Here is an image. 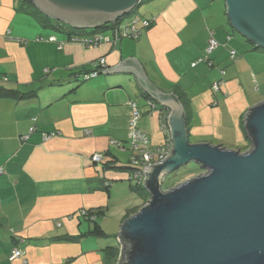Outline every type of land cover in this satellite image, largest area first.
Instances as JSON below:
<instances>
[{"label": "crops", "instance_id": "crops-1", "mask_svg": "<svg viewBox=\"0 0 264 264\" xmlns=\"http://www.w3.org/2000/svg\"><path fill=\"white\" fill-rule=\"evenodd\" d=\"M146 1L144 12L120 24L136 22L139 35L116 39L110 25L67 33L24 0H0V88L13 92L0 97V264L111 261L107 232L147 201L132 177L129 134L130 102L140 109L147 94L134 71L102 72L128 57L160 89L180 96L192 142L242 151L250 145L243 120L264 100V49L231 28L224 0ZM98 33L103 39L94 45L72 38ZM211 36L218 46L209 52ZM151 113L142 111L139 127L156 147L166 136ZM120 191L141 198L121 216L112 214ZM82 209L96 217L77 214ZM97 223L104 235L94 233ZM16 247L24 255L12 261Z\"/></svg>", "mask_w": 264, "mask_h": 264}, {"label": "water", "instance_id": "water-1", "mask_svg": "<svg viewBox=\"0 0 264 264\" xmlns=\"http://www.w3.org/2000/svg\"><path fill=\"white\" fill-rule=\"evenodd\" d=\"M32 2L52 19L91 30L132 15L143 0ZM224 2L231 28L264 49V0ZM116 70L134 71L147 94L146 104L167 111L173 144L164 161L145 168L142 188L149 199L121 224L123 258L117 264H264V100L245 114L247 150L192 142L178 94L160 89L136 58L102 72ZM190 162L202 172L163 189L166 177Z\"/></svg>", "mask_w": 264, "mask_h": 264}, {"label": "built area", "instance_id": "built-area-1", "mask_svg": "<svg viewBox=\"0 0 264 264\" xmlns=\"http://www.w3.org/2000/svg\"><path fill=\"white\" fill-rule=\"evenodd\" d=\"M132 15H134V14H132ZM126 17H129V18H126ZM126 17H124L123 19H120L117 22H114L111 24V26L113 27V31L115 32L116 39L119 37H125V36L137 37L139 35L140 31L137 28L136 22L127 23L123 26L120 25L123 22V20H130L131 15L126 16ZM150 25H151L150 20L145 19L143 21V26L147 27ZM72 38H74V40H76V41L84 42L87 45H94V44H96V42L103 39V36H102V34L98 33L92 37L74 36ZM50 39L56 40V37L51 36ZM217 46H218V41L213 36H211V38L209 39L208 51L210 52L211 50H213ZM101 64L102 65L106 64L105 58L101 59ZM96 74H97V72H94L91 75L94 76ZM4 80H7V79L4 78ZM220 89H221V81L214 82L213 86H212V90L214 92H217ZM130 105H131V117L129 120V129H130L129 134H130V141H131V149L134 152H136V155H133V157H132L133 158L132 162H133L134 167H135L132 177L138 185L142 186L144 183V180L146 178L145 168L151 164H158V163L164 161L171 154L173 144H172V141L170 140L169 127H168L167 119H166L167 111L165 109H162L159 111L160 127H161L162 132L166 136L165 143L160 145V146L150 147L147 133H145L139 127V121H140L142 113H141L140 109L138 108L135 101H131ZM94 160L100 161V160H102V156L101 155H95ZM1 172L2 171L0 169V173ZM77 214L84 215L88 218H95L96 217V215L94 214L93 211H89L86 209L80 210V212H77ZM23 255H24V250L16 247L12 251L9 259L13 261L17 258L22 257ZM121 258H122V255L120 254L119 260L117 259L116 264H117V262L122 260Z\"/></svg>", "mask_w": 264, "mask_h": 264}, {"label": "rangeland", "instance_id": "rangeland-1", "mask_svg": "<svg viewBox=\"0 0 264 264\" xmlns=\"http://www.w3.org/2000/svg\"><path fill=\"white\" fill-rule=\"evenodd\" d=\"M147 1L146 0H144L137 8H136V12H138V13H140V12H144L145 11V9H146V6H147V3H146ZM26 7H27V9H29V7L33 10V12L34 13H37L38 14V11H37V9H35V8H33V7H31L30 5H29V3L28 4H26ZM39 15V14H38ZM142 16V15H141ZM126 18H129V17H126ZM140 100V99H139ZM139 104L141 105V113H142V111H150V112H152L151 113V115L150 114H146L147 115V117H149V116H153V117H151V118H153V120H154V122H153V125H154V127L157 129V132H159V136L162 138L163 137V134H162V132H161V130H160V128H159V125H160V123H159V110L158 109H152V108H150L147 104H146V102H145V100L143 99V98H141V100L139 101ZM143 115V114H142ZM145 115V116H146ZM142 118V117H141ZM150 118V117H149ZM191 141H192V139H191ZM249 143H250V141H249ZM250 147V145L247 147V149ZM135 155H136V152H135ZM181 171L180 172H182L183 170V174L182 175H184L185 173H187L188 174V177L187 178H189V177H191V176H193V175H196L197 173H200V172H202V169H201V167L197 164V163H195V162H190V163H188L187 165H185V166H183V167H181ZM180 170V169H179ZM174 173V172H173ZM173 173H171L170 175H168L167 177H166V180L164 181V183H163V189H167L168 187H167V185H168V181H169V178L170 177H172V174ZM184 179H186V178H184ZM183 179V180H184ZM144 190V189H143ZM144 192L147 194V197H146V200L148 201V199H149V194H148V192L146 191V190H144ZM129 194H131V195H129ZM128 195L127 194H125V192L124 191H120V195H121V197H120V199H119V201H118V204L115 206V207H113V209H112V214H119V216H121V215H123L124 213H125V211H126V209L128 208V207H130V206H132V205H134V204H136V203H140V200H141V198L139 197V194L138 193H129ZM118 225V224H117ZM117 226H111L110 227V231H108L107 232V234L110 236V237H106L105 239H104V241L106 240V241H110V240H112V243H113V246H115V247H120V245L121 244H119V241H118V239H117V233L119 232V230H120V228L118 227V228H116ZM119 257H120V251H118V257H117V259L119 260ZM122 258H123V255H122ZM121 258V259H122Z\"/></svg>", "mask_w": 264, "mask_h": 264}, {"label": "trees", "instance_id": "trees-1", "mask_svg": "<svg viewBox=\"0 0 264 264\" xmlns=\"http://www.w3.org/2000/svg\"><path fill=\"white\" fill-rule=\"evenodd\" d=\"M144 1V0H143ZM24 3L25 4H28L29 3V5L31 6V7H33V8H35L34 7V4H33V2H32V0H24ZM37 9V8H36ZM37 11H38V14L37 13H35L36 15H38V16H40L41 17V19H44V20H54V19H52V18H50V17H48V16H46V15H44V14H42L38 9H37ZM133 14H136V15H139L136 11L133 13ZM49 22V21H48ZM58 26H60V27H58V28H62L63 26H65V28L67 29L66 31H67V33H73L72 32V30H71V28L72 27H69V28H67L68 26L67 25H65L64 23H62V22H60L59 23V25ZM107 26H103V27H100V28H97V29H91V30H88V29H84V31H86V34H88L89 32H93L94 30H98V29H101V28H106ZM62 29H64V28H62ZM91 32V33H92ZM95 32V31H94ZM70 35H72V34H70ZM12 90H10V89H3V88H0V97H2V96H9V93H13V92H11ZM244 126V125H243ZM117 167H119L118 165H117ZM128 167V166H127ZM126 168V167H125ZM129 168V167H128ZM182 169L180 168V170H177L176 172H174L173 174H172V177H170L169 178V181H168V185H167V187L168 188H170V187H173V186H175V185H177L179 182H181L184 178H187L188 177V174L187 173H185L184 175H182L183 174V171L182 172H180ZM166 180V179H165ZM164 180V181H165ZM147 202V201H146ZM146 202L144 203V204H146ZM143 204V205H144ZM137 210H139V209H137ZM136 210V211H137ZM135 211V212H136ZM134 212V213H135ZM94 233H96V234H100V235H104V233H103V230H102V228L100 227V225L97 223L96 224V228H95V231H94ZM71 238V237H70ZM124 248H126V246H124ZM113 249V250H112ZM117 248L115 247V248H111V247H106L105 248V250H110L111 251V257H110V260L112 261H110V262H108L107 264H116V260H117V257H118V253H117V251L118 250H116ZM110 253V252H109Z\"/></svg>", "mask_w": 264, "mask_h": 264}, {"label": "clouds", "instance_id": "clouds-1", "mask_svg": "<svg viewBox=\"0 0 264 264\" xmlns=\"http://www.w3.org/2000/svg\"><path fill=\"white\" fill-rule=\"evenodd\" d=\"M111 26V25H110Z\"/></svg>", "mask_w": 264, "mask_h": 264}]
</instances>
